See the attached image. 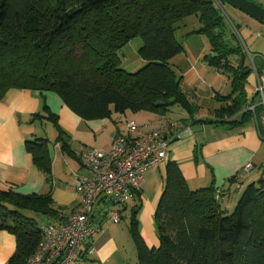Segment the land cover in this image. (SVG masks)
Listing matches in <instances>:
<instances>
[{"label": "trees", "instance_id": "obj_1", "mask_svg": "<svg viewBox=\"0 0 264 264\" xmlns=\"http://www.w3.org/2000/svg\"><path fill=\"white\" fill-rule=\"evenodd\" d=\"M224 5L223 0H0V102L10 90L54 93L83 121L127 112L164 116L174 106L192 115L194 104L181 88L184 76L170 61L184 53L176 34L193 18L198 28L186 36L207 39L208 53L201 60L225 76L231 89L227 95L215 93L220 107L214 119L203 122L252 123L264 139V110L259 105L247 110L253 104L245 91L253 69L260 74L226 21ZM137 37L143 40L138 56L145 65L128 73L120 68L118 53ZM42 112L33 120L49 122L57 133L55 143L71 155L56 116L45 105ZM49 144L46 139L25 143L47 183L52 180ZM241 178L227 179V188L243 185ZM226 194L213 183L190 190L178 165L168 162L154 214L157 248H147L140 237L139 204L130 207L137 264H264V178L244 187L230 215L222 206ZM62 211L49 194L22 195L0 187V231L16 244L5 264H26L39 227L61 226Z\"/></svg>", "mask_w": 264, "mask_h": 264}, {"label": "crops", "instance_id": "obj_2", "mask_svg": "<svg viewBox=\"0 0 264 264\" xmlns=\"http://www.w3.org/2000/svg\"><path fill=\"white\" fill-rule=\"evenodd\" d=\"M186 73L187 70L181 74L186 76ZM256 81L255 75L249 76L247 83H255L256 86ZM245 91L248 104L258 105L254 102V97L259 96L255 93V87L253 92L247 88ZM215 95L206 98L218 102ZM200 100L196 99V104L190 103L196 106ZM218 103H209L211 110L208 116L197 120H194V114H187L188 117L180 115L178 120H170L167 116L171 112L170 108L164 116L141 112L122 114L124 118L122 115L112 114L110 119L83 121L54 93L10 90L0 102V187H11L22 195L49 194L54 205L63 209L59 223H64L67 217L78 210L81 201L73 182L75 175L86 173L82 154L90 149L109 151L115 136L142 137L164 117L172 124L167 136H179L169 146L166 164L173 162L178 165L188 188L197 190L213 183L218 191L228 190L229 194L224 196L222 202L226 197L228 202L233 200V205L248 183L264 178V139H260L258 130L252 123L243 127H230L203 122L208 118L214 119V111L220 107ZM44 105L56 116L57 125L67 136L71 155L64 153L60 145L55 143L57 133L49 122L33 120L34 114L44 115ZM127 122L137 125L136 134L126 133ZM42 126L45 127L43 138L39 132V127ZM35 139H46L52 146V180L49 183L32 164L25 150V143ZM166 164L157 168L158 173L151 169L144 172L138 201L132 200L129 206H140L136 216L138 230L149 249L158 247L154 214L163 189ZM248 164L252 169L245 174L243 168ZM236 174L242 177L243 185L227 188L226 180ZM106 230L93 235L89 241L90 247H83V255L75 264H127L124 251L120 249L114 236L106 234ZM119 237L125 239L123 234ZM15 245V239L11 235L0 231V264L9 260ZM130 262L137 263L135 252L130 255Z\"/></svg>", "mask_w": 264, "mask_h": 264}, {"label": "built area", "instance_id": "obj_3", "mask_svg": "<svg viewBox=\"0 0 264 264\" xmlns=\"http://www.w3.org/2000/svg\"><path fill=\"white\" fill-rule=\"evenodd\" d=\"M253 71L257 80L255 93L260 96L258 105L264 110V77L255 69ZM253 109L254 105L247 108ZM262 121L264 124V115ZM171 127L170 121L163 117L142 137L115 136L109 151L90 149L84 152L82 163L86 173L75 175L73 182L75 192L81 196L78 210L61 226L44 224L39 227V240L26 264L77 263L83 255V247H90L93 235L102 230L100 224H93L94 205L99 200L126 205L136 192H140L144 172L164 166L170 144L179 138L178 135L167 136ZM125 131L128 135L136 134L138 127L134 122H127ZM251 169L248 164L243 172L247 174ZM109 220L111 225H117L120 221L118 211H111Z\"/></svg>", "mask_w": 264, "mask_h": 264}, {"label": "rangeland", "instance_id": "obj_4", "mask_svg": "<svg viewBox=\"0 0 264 264\" xmlns=\"http://www.w3.org/2000/svg\"><path fill=\"white\" fill-rule=\"evenodd\" d=\"M254 4L264 8V3L262 0H250ZM221 7V6H220ZM226 21L231 26L233 31L239 38L242 44L247 60L251 66L257 67L259 74L264 75V25L253 20L252 18L246 16L245 14L231 8L227 4L221 7ZM185 26L181 28L176 34V41L184 47V53L176 56L170 61L171 66L178 67L181 74L187 70L186 76L184 74L183 82L181 84L182 90L188 95L190 102L195 103L196 99H201V102L193 106L192 112L195 115L194 120L199 117L208 116L211 106L209 103L217 104L214 99H208L207 96H213L215 93L226 95L231 92L230 81L228 79L218 74L211 69H209L201 58L204 54L208 53V43L207 39L203 35H190L186 34L194 29L198 28V24L193 18L184 21ZM143 40L141 37L132 39L119 53L118 57L120 60V68L128 73H133L143 67L145 62L138 56V50L142 46ZM200 57V59L198 58ZM254 71L250 76L253 75ZM251 78V77H250ZM254 84V85H253ZM255 83H247L246 88L253 92ZM254 95V93H253ZM254 102L259 104L260 96L254 97ZM200 103V104H199ZM219 104V103H218ZM171 112L167 114L170 120L176 121L179 119L180 115L188 117L183 109L178 106L171 107ZM130 112H127V114ZM123 116V115H122ZM124 118V116L122 117ZM40 128V137L43 138L44 126ZM50 150L52 149L51 144H49ZM158 167L150 168L151 170L158 173ZM149 170V169H148ZM156 173V174H157ZM191 190L196 188H189ZM131 199L126 205H114L108 202L103 203L99 200L94 205V218L93 224L102 226V230H106L107 235H112L115 237L121 250H123V255L126 259L127 264H132L130 262V255L132 252L136 253L135 244L130 236V205ZM233 200L227 201V198L222 202V206L226 209V213L230 215L233 212L234 205ZM125 207V209H124ZM118 211L120 216V223L117 225L110 224V212ZM39 223H45L43 220L38 219ZM105 225H108L107 227ZM104 226V227H103ZM120 234L125 235L124 238H120ZM128 260V261H127ZM98 264V263H97ZM137 264V263H135Z\"/></svg>", "mask_w": 264, "mask_h": 264}, {"label": "water", "instance_id": "obj_5", "mask_svg": "<svg viewBox=\"0 0 264 264\" xmlns=\"http://www.w3.org/2000/svg\"><path fill=\"white\" fill-rule=\"evenodd\" d=\"M231 8L264 25V8L250 0H223Z\"/></svg>", "mask_w": 264, "mask_h": 264}]
</instances>
